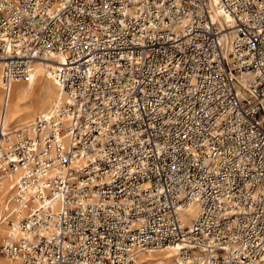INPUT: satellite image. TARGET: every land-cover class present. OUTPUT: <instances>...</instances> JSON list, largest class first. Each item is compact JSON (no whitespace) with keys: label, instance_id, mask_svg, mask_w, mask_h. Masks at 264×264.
<instances>
[{"label":"built area","instance_id":"1","mask_svg":"<svg viewBox=\"0 0 264 264\" xmlns=\"http://www.w3.org/2000/svg\"><path fill=\"white\" fill-rule=\"evenodd\" d=\"M218 3L0 0L6 97L65 61L57 104L0 129V259L264 264V0Z\"/></svg>","mask_w":264,"mask_h":264},{"label":"bare ground","instance_id":"2","mask_svg":"<svg viewBox=\"0 0 264 264\" xmlns=\"http://www.w3.org/2000/svg\"><path fill=\"white\" fill-rule=\"evenodd\" d=\"M211 4L214 7V18L220 23H223L224 17H220L218 0H211ZM55 61L48 59L42 61H34L31 65V71L26 76L24 82H13L10 86L7 97L3 92V104L2 102H0V129L3 128L4 131H8L15 127L25 125L31 120H33L32 117L34 114L37 117L41 115L45 110H47L44 109L46 105L49 108V106L57 104L60 99V88L58 85V81L52 73L56 72L58 68H60L59 65H64L65 61L63 58L56 59ZM1 73L2 62L0 61V89L2 90ZM42 80L45 81L46 100L43 103V106H41L34 112H26L22 108L23 101L27 99L28 94L32 92L35 85ZM190 220L191 218L183 216V226H188L190 224ZM5 231L6 227L2 226L0 228V235H3ZM176 250L177 248L171 247L162 251L155 252L153 254H141L138 256L134 264H169L171 258L176 254ZM0 264L7 263L5 260L0 259Z\"/></svg>","mask_w":264,"mask_h":264},{"label":"rangeland","instance_id":"3","mask_svg":"<svg viewBox=\"0 0 264 264\" xmlns=\"http://www.w3.org/2000/svg\"><path fill=\"white\" fill-rule=\"evenodd\" d=\"M25 80V79H24ZM24 80H21L20 82H24ZM55 91V90H54ZM43 92V93H42ZM31 94V95H30ZM28 94L27 99L23 101V110H25L26 112H34L35 110H37L38 108H40L41 106H43V103L46 100V89H45V81H39L35 87L33 88L32 92ZM43 96V97H42ZM43 98V99H42ZM42 100V101H41ZM44 100V101H43ZM0 102H2L3 104V91L0 89ZM1 104V103H0ZM52 106V105H51ZM49 106V108L51 107ZM47 107V108H46ZM48 106L46 105L44 107V109H49ZM3 109V108H2ZM47 110H45L44 112H46ZM43 112V113H44ZM42 113V114H43ZM35 114L33 115L32 119L34 120L36 118ZM33 120H28L31 123L33 122ZM27 123V124H28ZM26 125V124H25ZM153 254V253H152ZM137 264V263H136Z\"/></svg>","mask_w":264,"mask_h":264}]
</instances>
